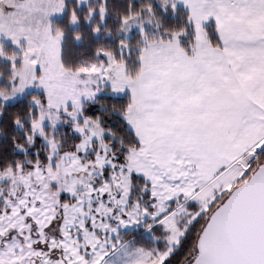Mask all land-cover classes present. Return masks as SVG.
<instances>
[{
	"label": "snow or ice",
	"instance_id": "1",
	"mask_svg": "<svg viewBox=\"0 0 264 264\" xmlns=\"http://www.w3.org/2000/svg\"><path fill=\"white\" fill-rule=\"evenodd\" d=\"M25 2L0 0L13 9H0V40L20 49L7 55L0 44L10 65L0 118L26 88L42 89L13 120L26 129L15 147L27 156L39 139L48 151L27 173L0 161V176L24 184L22 198L0 196V264H103L113 242L99 233L119 238L132 225L164 240L136 249L133 264H264V0L129 4L117 34L138 28L137 46L121 39L119 56L99 46L98 62L74 68L51 20L35 35L10 27ZM86 6L50 0L47 14L69 11L70 24L99 34L104 2L81 17ZM180 9L181 24L166 26ZM61 122L77 137L67 149L54 134Z\"/></svg>",
	"mask_w": 264,
	"mask_h": 264
},
{
	"label": "trees",
	"instance_id": "2",
	"mask_svg": "<svg viewBox=\"0 0 264 264\" xmlns=\"http://www.w3.org/2000/svg\"><path fill=\"white\" fill-rule=\"evenodd\" d=\"M104 6L106 7V17L101 27L99 34H92V25L86 22L79 23L77 29H73L69 23V11L65 12L63 19L55 21L56 30H62L64 32L63 41V60L67 67L74 68L80 64H87L93 61L98 62L95 56V49L99 46L112 49L119 56V41L125 39L121 36V33L117 34L119 22L123 15L128 13L129 4H134L136 9H139L141 5L145 4L147 0H103ZM154 2V0H153ZM101 0L90 3L87 7H83L80 10L81 17L87 15L88 7L96 8L100 5ZM71 5L69 6V10ZM159 9V5H157ZM185 13L183 9H180L175 15L169 13L164 17V23L166 26L175 27L181 24ZM95 22V21H94ZM55 30V31H56ZM111 33L110 35L108 33ZM148 32V31H147ZM81 34V39H75V34ZM151 36L157 35L156 30L148 32ZM140 39V33L134 32L130 39H127L130 45L135 48L137 42ZM8 55L17 53L11 45L7 46ZM125 59H128V63L131 68L135 67V54L131 58L127 55ZM0 75L3 78V83L0 86V90H3L8 82V76L10 75L9 63H2L0 61ZM44 94L31 92L23 100L7 105L5 109L6 115L0 118V161H2L8 167L14 165L16 161H20L25 165V172L31 167L30 161L36 159L37 152L41 159L45 158L48 151L45 143L41 140H37L34 147H30L27 156L23 152L16 149L15 145L25 135V128L14 126L13 120L17 114L20 118H24L27 114L28 104L32 97H42ZM110 95L106 94L102 96V99H109ZM125 101L127 96L124 97ZM57 135H60L58 139L63 141L64 148L67 149L72 143L77 140V137L71 133L69 127H62ZM15 138V139H13ZM151 237H144V235H135L128 233L125 235V239H136L135 246L138 248H144L151 250L154 248H162L164 244L163 238L157 240ZM161 235L162 234H158Z\"/></svg>",
	"mask_w": 264,
	"mask_h": 264
},
{
	"label": "rangeland",
	"instance_id": "3",
	"mask_svg": "<svg viewBox=\"0 0 264 264\" xmlns=\"http://www.w3.org/2000/svg\"><path fill=\"white\" fill-rule=\"evenodd\" d=\"M96 0H87V6L94 2ZM86 6V7H87ZM50 7V0H44L42 4V12H35L34 14H26L25 16H19L15 18H10L13 20V23L10 25V27L13 30H17L19 28H23L26 30H31L29 34L35 35L37 29H41L47 25L48 20H51L52 22V29L55 32V21L63 19L64 14H55L49 16L47 13L49 11ZM12 12V11H11ZM7 16V15H6ZM73 29H77L79 27V23L77 24H71ZM146 31L148 32H153L155 29L152 25L145 23L144 25ZM134 32L139 33L138 28H133L130 33H128L127 37L123 33H121V36L124 37L125 39H130L133 35ZM64 41V37H63ZM0 44H3V51L6 54L7 52V46L11 45L17 53L20 52L19 48H16L11 41L8 40H0ZM8 55V54H7ZM0 61L2 63H9L7 59H5L3 56H0ZM54 81L57 82V88L63 91H70L71 90V84L68 83L66 84L62 78L59 76L58 73L55 72L53 69L51 72ZM3 83V78L0 75V86ZM95 86V85H94ZM102 88L105 89V92L103 95L110 94L108 91L106 85H100ZM31 92H36V93H42L44 94L42 89L36 88V87H29L26 88L23 94L17 95L13 100L9 102L8 105L10 104H15L21 100H23L29 93ZM62 127H68L65 125L63 122H61L59 125H57L56 129L54 130V134L56 135L57 138H59L60 135H57ZM46 147L48 145L45 143ZM89 158H91V153L89 154ZM27 173V172H26ZM63 175V174H62ZM17 177H19V173H17ZM72 182V181H69ZM36 184V181H33V185ZM9 194L15 195L17 198H22L24 196V184L17 179L15 183H10L9 180L6 177L0 176V196H7ZM128 233H133L135 235H144V237L148 236L151 237L150 232H147L144 230L143 225H132L127 228H121L119 230V238H117L116 234H111V233H99L101 239H108L109 237L111 238V241L113 242L112 244H108V255L105 257L103 264H133V261L136 260L137 254H136V249H138L137 246H135V240L134 238L126 240L125 235ZM51 238V237H49ZM113 244H115V247H113ZM154 249V246L152 247Z\"/></svg>",
	"mask_w": 264,
	"mask_h": 264
},
{
	"label": "crops",
	"instance_id": "4",
	"mask_svg": "<svg viewBox=\"0 0 264 264\" xmlns=\"http://www.w3.org/2000/svg\"><path fill=\"white\" fill-rule=\"evenodd\" d=\"M12 2H18V0H9V3H12ZM43 2L44 0H26L25 4L21 5V7L25 10V14H22L21 16H25L26 14L32 15L35 12L41 13ZM0 9H2V14L5 16L11 11H13L12 8H9L4 4H0Z\"/></svg>",
	"mask_w": 264,
	"mask_h": 264
}]
</instances>
